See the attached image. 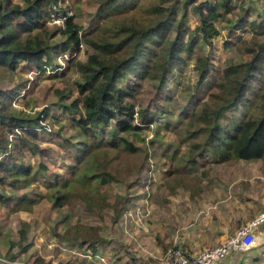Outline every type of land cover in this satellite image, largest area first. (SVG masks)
<instances>
[{"label": "rangeland", "instance_id": "rangeland-1", "mask_svg": "<svg viewBox=\"0 0 264 264\" xmlns=\"http://www.w3.org/2000/svg\"><path fill=\"white\" fill-rule=\"evenodd\" d=\"M140 1L137 11L156 0ZM203 1L192 0L186 7V25L180 30L182 42L193 40V49L182 53L179 66L163 82L134 83L139 103L134 109L138 112L134 123L142 127L138 135H126L134 152L109 144L105 135L109 128L82 134L71 123L78 114L70 115L63 109L74 100L82 109L84 90L78 68L92 53L82 38L101 26L107 12L99 11L94 0H59L62 10L48 3L53 11L66 13L79 27L80 46L64 49L65 22L45 18L33 36L38 45L51 46L49 69L38 72L20 60L11 73L0 79V93H6L3 104L8 111L31 116L48 113L43 119L44 128L32 124L38 131L35 143L41 153L30 147L15 157L17 163L31 168L28 182L15 190L5 186L8 196L22 195L33 202L31 210L16 212L12 210L16 198H10L8 205L0 203V263L36 264L39 258L49 264H157L170 247L181 246L193 255L222 243L264 214V159L221 161L210 153L198 158L186 148L185 119L197 103L216 92L215 82L228 59L249 60V55L235 50L241 41L249 39L250 30L242 23L243 16L250 22L264 19V0H235L236 14L226 16L229 22H216L219 34L206 39L197 32L198 18L193 13ZM12 2L27 4L26 0ZM170 4L177 17L171 28L172 38L184 8L175 0ZM124 14L131 16L134 12ZM229 32L234 34L228 36ZM225 41L232 46L226 47ZM199 59L208 64L206 78L200 83V73L195 69ZM130 78L135 82L134 77ZM130 78L117 84L130 85ZM140 111L152 122L142 124ZM243 112L238 110L236 118L241 119ZM9 136L16 138L19 134ZM41 154L52 164L48 173L38 167ZM192 157L195 165L189 161ZM93 172L109 174L111 181L99 186L89 178ZM74 179L78 182L71 184L68 198L59 206L43 198L46 180L55 184ZM32 184L37 187H29ZM96 185L100 196L95 197L105 196L107 205L90 209L86 200ZM79 225L93 227L102 239L103 243L95 245L96 252L89 249V243L82 246L80 240H74ZM21 230L27 233L28 247L20 245ZM254 232L260 237L264 223L258 224ZM229 264H264V240L253 249L233 253Z\"/></svg>", "mask_w": 264, "mask_h": 264}, {"label": "trees", "instance_id": "trees-1", "mask_svg": "<svg viewBox=\"0 0 264 264\" xmlns=\"http://www.w3.org/2000/svg\"><path fill=\"white\" fill-rule=\"evenodd\" d=\"M95 1L99 11L107 12V16L101 26L82 38L87 50H92L86 62L78 68L84 90L81 96L83 110L77 100L71 105H63V109L70 115L73 112L78 114V118L72 119L71 123L82 134H87L90 129L109 128L105 133L110 140L109 144L134 152L126 138V135H138L142 128L134 123V116L138 114L134 109L139 105L134 95L138 87L134 83L143 80L165 81L168 73L183 61L182 53L193 49V40L182 42L180 30L186 25V7L192 0H175L181 2L184 9L176 25L178 31L172 38L171 28L177 17L170 4L171 0L150 1L147 5H141L139 11L136 7L140 0H118L117 3L116 0ZM234 1L204 0L193 8L198 18L196 30L202 39L217 36L219 31L214 24L229 22L226 16L233 17L236 14ZM50 2L61 9L59 0H26L25 6L13 3L12 0H0V79L4 74L11 73L20 60L34 66L38 72L49 69L52 64L49 52L51 46L38 45L33 36L45 18H64V49L80 46L79 27L66 13L53 11L48 4ZM130 11L134 14L125 16L124 13ZM244 14L247 15V10ZM173 16L174 19L168 24ZM242 23L250 30L249 39L241 41L235 50L249 55V60L239 62L233 58L228 59L215 82L216 92L205 101L197 103L192 113L185 118L188 139L186 148L198 158L210 153L221 161L264 159V19L250 22L243 16ZM233 34L229 32L228 36ZM224 44L226 47L232 46L227 41ZM207 65L206 60L196 61L195 69L200 73L199 83L206 78ZM128 78L133 81L130 85L117 84ZM5 97L6 93L1 92L0 203L8 205L10 198H16L13 199L12 210L29 211L33 201L22 195L8 196L5 186L15 190L20 188L17 186H21V183L28 182L31 168L17 163L15 157L21 156L30 147L41 153L35 143L38 131L32 124L44 128L43 119L48 113L43 115L44 111H41L34 116L15 115L3 104ZM238 110H245L241 119L235 116ZM140 118L142 124L152 122L143 111H140ZM13 132L19 134V137L10 138ZM189 161L194 165L197 163L194 157ZM38 167L48 173L52 164L41 154ZM89 178L94 179L99 186L111 181L109 174L99 172L91 173ZM76 182V179L59 180L53 184L46 180L44 187L47 193L43 198L59 206L65 197L68 198L71 184ZM29 187L35 189L37 186L32 184ZM94 194L100 196L97 185L86 200L88 208L107 205L105 196L96 198ZM19 235L20 245L26 244L27 233L21 230ZM97 236L93 227L79 225L74 240H80L82 246L89 243V249L96 252L95 245L103 243ZM10 246H14V243H10ZM28 246L29 243L24 247ZM36 264L49 263L38 258Z\"/></svg>", "mask_w": 264, "mask_h": 264}, {"label": "built area", "instance_id": "built-area-1", "mask_svg": "<svg viewBox=\"0 0 264 264\" xmlns=\"http://www.w3.org/2000/svg\"><path fill=\"white\" fill-rule=\"evenodd\" d=\"M57 19L64 21V18ZM261 223H264V214L240 227L222 243L193 255L181 246L170 247L157 264H229L233 253L247 251L261 244L262 235L256 236L254 232V228Z\"/></svg>", "mask_w": 264, "mask_h": 264}, {"label": "crops", "instance_id": "crops-1", "mask_svg": "<svg viewBox=\"0 0 264 264\" xmlns=\"http://www.w3.org/2000/svg\"><path fill=\"white\" fill-rule=\"evenodd\" d=\"M264 240V233L262 234V241Z\"/></svg>", "mask_w": 264, "mask_h": 264}, {"label": "water", "instance_id": "water-1", "mask_svg": "<svg viewBox=\"0 0 264 264\" xmlns=\"http://www.w3.org/2000/svg\"><path fill=\"white\" fill-rule=\"evenodd\" d=\"M0 264H2V263H0Z\"/></svg>", "mask_w": 264, "mask_h": 264}]
</instances>
